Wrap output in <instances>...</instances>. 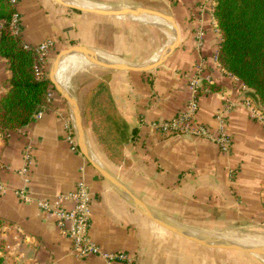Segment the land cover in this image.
Masks as SVG:
<instances>
[{
  "label": "crops",
  "instance_id": "1",
  "mask_svg": "<svg viewBox=\"0 0 264 264\" xmlns=\"http://www.w3.org/2000/svg\"><path fill=\"white\" fill-rule=\"evenodd\" d=\"M81 1L109 9L163 13L181 30L180 46L160 66L147 72L112 70L108 88L127 139L117 163L94 144L98 162L103 165L98 156L106 158L103 166L172 224L244 232L264 228V121L252 115L245 106L243 85L218 62L221 35L212 0ZM67 9L76 27L47 0H21L18 6L23 44L37 49L51 43L45 67L48 78L57 60L52 65L50 58L56 52L62 56L79 47L109 54L95 48L96 34L104 26L121 23ZM118 43L112 41L109 55L118 57L114 48ZM86 58L74 55L60 64L57 80L66 89L71 88V67ZM197 68L203 80L200 124L218 134L220 113L234 104L225 114L231 136L228 151L204 138L168 135L157 128L185 111ZM9 78L7 61L0 57V97L8 91ZM49 101L51 106L40 119L9 132V137L0 131V255L7 264H104L96 255L77 256L54 215L39 206L40 201L54 202L71 194L81 182L92 195L89 235L107 252H124L137 264H264L249 254L198 246L142 214L89 163L82 149H73L67 139L72 111L56 90L50 91ZM28 151L31 170L21 175ZM21 190L31 202L16 193ZM63 206L73 208L70 202Z\"/></svg>",
  "mask_w": 264,
  "mask_h": 264
},
{
  "label": "trees",
  "instance_id": "2",
  "mask_svg": "<svg viewBox=\"0 0 264 264\" xmlns=\"http://www.w3.org/2000/svg\"><path fill=\"white\" fill-rule=\"evenodd\" d=\"M213 2V15L221 35L218 62L243 86L254 90L264 107V0ZM17 11L18 7L9 0H0V57L7 61L10 71L8 91L0 97L2 133L22 130L34 121L39 112L51 106L48 96L55 90L46 74L37 75L35 50L12 32L10 24ZM109 93L112 98L110 90ZM262 113L264 116V110ZM0 264H7L1 255Z\"/></svg>",
  "mask_w": 264,
  "mask_h": 264
},
{
  "label": "rangeland",
  "instance_id": "3",
  "mask_svg": "<svg viewBox=\"0 0 264 264\" xmlns=\"http://www.w3.org/2000/svg\"><path fill=\"white\" fill-rule=\"evenodd\" d=\"M119 22L121 23H117L118 25L114 27L106 28L104 26L105 30L98 31V34H96L98 44L95 48L110 54L109 48L112 41L118 39V46L114 48L118 51V53H120L118 57L122 58L123 61L126 62L125 64H138L142 66L147 65L144 63L148 59H151L156 53L158 54L164 45L163 31L157 26L145 25L140 22H127L121 20H119ZM79 42V40L76 41V44L72 42L71 47L77 45ZM59 53L60 52H56L50 58L52 65L60 55ZM111 72L112 70L98 67L95 70L92 69L86 72L76 73L71 79V88L69 92L77 98L80 104L84 125L92 141V146L95 144L96 149H100V147H102L107 157L112 162L117 163L121 161V153L127 136L125 133L124 121L122 120L109 93L107 81ZM98 158L103 165H107L106 158H100L99 156ZM173 223L185 231L190 230L196 234L202 233L205 236L211 233H246L238 230H218L213 227L204 228L201 224L185 226L180 222ZM252 232L264 233V228H259L257 230H253ZM196 237L205 242H209L210 240L202 239L198 236ZM216 249L227 250L228 252L251 254L239 250L222 249L217 247Z\"/></svg>",
  "mask_w": 264,
  "mask_h": 264
},
{
  "label": "built area",
  "instance_id": "4",
  "mask_svg": "<svg viewBox=\"0 0 264 264\" xmlns=\"http://www.w3.org/2000/svg\"><path fill=\"white\" fill-rule=\"evenodd\" d=\"M21 0H9L10 4L14 7H18ZM176 1V0H173ZM213 2V0H212ZM214 3V2H213ZM215 6V3H214ZM11 29L15 36L20 35V14L15 12L11 21ZM50 42L43 44L41 47L34 49L37 55L36 72L37 75L42 77L45 74V67L48 60ZM202 70L197 68L196 72L191 78L190 89L192 91V99L188 103L187 108L180 115L168 119L157 126L158 130L164 134H179L187 135L193 138H204L210 140L216 144L221 151H228L231 136L227 132L225 114L232 107L233 103L223 110L219 119L221 122L218 134H213L206 126L200 124L197 121V114L200 108L199 96L202 80ZM243 90L247 88L243 86ZM49 98V96H48ZM245 106L251 111L252 115L264 121L263 111L259 110L254 101L250 98L245 100ZM45 111V110H44ZM44 111L39 112L35 119H40ZM34 119V120H35ZM3 136L9 137V132L2 133ZM69 143L74 150L81 149L77 131L74 125L73 113L71 114L70 126H68ZM26 164L24 168L19 171L21 175H27L31 170L32 154L26 152L25 155ZM26 202H31L32 199L23 190L17 191ZM91 190L89 186L81 182L78 184L77 189L71 194L61 195L58 200L54 202L40 201V208L48 213L54 215L57 226L62 235L68 237L72 242L73 252L80 257H86L90 255H96L102 258L104 264H137L136 260L124 252H107L99 244L94 242L90 235L89 229L92 224V210H91ZM70 202L73 204V208L68 210L64 208L63 203Z\"/></svg>",
  "mask_w": 264,
  "mask_h": 264
},
{
  "label": "water",
  "instance_id": "5",
  "mask_svg": "<svg viewBox=\"0 0 264 264\" xmlns=\"http://www.w3.org/2000/svg\"><path fill=\"white\" fill-rule=\"evenodd\" d=\"M50 4L55 6L59 12L69 21V23L76 27V24L71 21V13L67 10V8L59 1V0H47ZM131 13V14H137V13H147V14H156L158 16L164 17L166 20H168L171 23V26L173 27V32L176 36V43L174 50L172 52H169L161 57H159L158 60H155L145 66H138V65H129V64H112L106 61L101 60L100 66L103 69L107 70H121V71H139V72H147L150 71L161 64H163L170 56L171 54L180 46L181 43V30L178 24L175 22V20L166 14L159 13V12H153L149 10H117V9H109V13ZM61 59V55L57 58L49 79L52 82L54 89L56 92L63 98V100L70 106L72 113L75 114L81 128V137H82V143L80 142V147L83 150L84 155L86 156L89 163L116 189L118 190L125 198L126 200L136 209H138L142 214L150 218L152 221H154L157 225L162 227L164 230L184 239L189 242H192L198 246L204 247V248H210V249H216V247H212L209 245V242H205L188 232H186L184 229L175 226L174 224L170 223L166 219L162 218L161 216L155 214L150 210V208L139 198H137L121 181H119L107 168H105L103 165H101L93 150L92 141L88 135V131L84 125L83 116L80 104L76 97H74L70 92L66 90L64 86H62L56 79H55V70L58 66ZM245 96L247 98H250L254 101L256 107L263 111L264 107L261 103L260 97L258 94L251 89H247L244 92ZM253 258L259 261H263L264 259V249L260 250L256 254H249Z\"/></svg>",
  "mask_w": 264,
  "mask_h": 264
},
{
  "label": "bare ground",
  "instance_id": "6",
  "mask_svg": "<svg viewBox=\"0 0 264 264\" xmlns=\"http://www.w3.org/2000/svg\"><path fill=\"white\" fill-rule=\"evenodd\" d=\"M59 1L65 7L71 10L91 13L94 15L104 16V17H108L111 19H115V20H121V21H127V22H140L145 25H154V26L161 28V30L163 31V36H164V42H163L164 45L162 49L158 52V54L155 55L150 60L148 59L149 61L146 62L145 64H149L155 60H158L159 57L169 52H172L174 50L175 43H176V36L173 32V27L171 26V23L162 16H158L156 14H147L144 12L137 13V14H131V13L122 14V13H115V12L109 13V8L95 6L94 4H89L81 0H59ZM74 55L87 56L90 58H87L86 60H83L75 64L71 68V71L69 74L70 81L72 77L74 76V74L76 73L86 72L92 69L95 70L96 68H98L100 66L101 60L112 63V64H125L126 63L125 61H123L122 58L117 57V56L98 53V51L94 49H81L79 47H75L61 56L60 62L55 70L54 77L56 80H57V71H58L60 64L66 58L74 56ZM138 66H142V65H138ZM66 90L68 92L70 91L68 89ZM73 119H74V125L76 128V131H77L79 143L80 142L82 143L80 124L74 113H73ZM186 232H188L189 234L195 237L198 236L202 239H210L209 245H211L212 247L239 250V251L251 253V254H256L260 250L264 249V233H260V232H246V233H242V232L241 233H238V232L227 233L226 232V233H216V234L211 233L207 236L203 235L202 233L196 234L195 232H192L190 230H187ZM262 262H264V259Z\"/></svg>",
  "mask_w": 264,
  "mask_h": 264
}]
</instances>
